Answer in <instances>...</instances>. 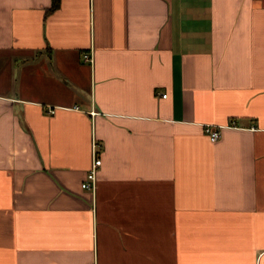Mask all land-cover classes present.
Instances as JSON below:
<instances>
[{
	"label": "crops",
	"instance_id": "crops-1",
	"mask_svg": "<svg viewBox=\"0 0 264 264\" xmlns=\"http://www.w3.org/2000/svg\"><path fill=\"white\" fill-rule=\"evenodd\" d=\"M50 5L0 0V264H264V0Z\"/></svg>",
	"mask_w": 264,
	"mask_h": 264
},
{
	"label": "built area",
	"instance_id": "built-area-1",
	"mask_svg": "<svg viewBox=\"0 0 264 264\" xmlns=\"http://www.w3.org/2000/svg\"><path fill=\"white\" fill-rule=\"evenodd\" d=\"M83 56L88 59V60H92L91 55H89L88 53H84ZM162 96H165V93L161 94ZM53 110H50V112H52ZM228 125V124H227ZM230 126L234 125V124H229ZM224 125H220V124H211V123H206L203 126V131L207 134L208 138L211 141H215L219 138L220 134H221V129ZM96 143L93 144V148H92V162L90 167L88 168L86 175H85V179L81 182L80 186L82 188H87L90 190H94L95 189V185H96V171H97V167L100 165L101 159L98 155V151L96 150ZM95 146V147H94Z\"/></svg>",
	"mask_w": 264,
	"mask_h": 264
},
{
	"label": "trees",
	"instance_id": "trees-1",
	"mask_svg": "<svg viewBox=\"0 0 264 264\" xmlns=\"http://www.w3.org/2000/svg\"><path fill=\"white\" fill-rule=\"evenodd\" d=\"M59 3H60V0H51V5L49 7V10H52L58 7Z\"/></svg>",
	"mask_w": 264,
	"mask_h": 264
}]
</instances>
